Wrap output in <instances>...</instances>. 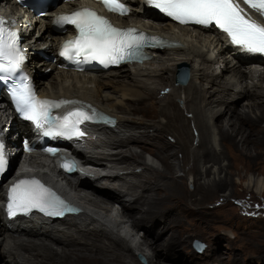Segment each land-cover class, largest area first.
<instances>
[{"label":"bare ground","instance_id":"bare-ground-1","mask_svg":"<svg viewBox=\"0 0 264 264\" xmlns=\"http://www.w3.org/2000/svg\"><path fill=\"white\" fill-rule=\"evenodd\" d=\"M2 1L7 5L0 11L13 14L18 21L31 22L29 31L25 29V34H29L24 45L32 55L26 64L34 73L40 93L89 100L112 116L115 124L97 123L100 125L93 126L91 136L83 143L84 152L80 154L90 157L91 165L81 171L80 184L74 183L78 175L62 176L54 168L53 158L45 155L33 156L32 164L18 163L9 177L1 180L0 264H205L209 260L217 264H264V248L251 246L240 249L239 259L233 255L227 261L215 247L225 235L210 223L196 224L200 223L197 219L210 214L203 210L201 201L213 198L228 185L234 189L239 180H233L235 173L242 179L252 170L244 186L264 193V178L254 173L264 163V145H258L264 144V58L257 54L246 57L235 54L232 47L220 46L222 37L212 27L178 24L147 7L144 0H127L134 5L133 11L112 15L122 23L167 36L171 45L151 51L140 62L101 71H77L58 65L42 53L56 52L72 31L54 28L55 12L71 10L85 0L61 1L44 16L21 13L18 3ZM181 63H187L190 69L186 82L177 81ZM48 66L51 70L42 72ZM117 80L124 81L121 89L112 88ZM161 90L167 93L160 94ZM153 112L154 117H148ZM4 114L2 110L0 119ZM12 118L13 129L24 133L16 116ZM189 122L191 131L197 129L199 136L189 134ZM194 141L199 142L197 146ZM9 142L15 143L12 138ZM150 147L151 152L145 157L144 150ZM176 150L183 157L174 164L171 158L176 157ZM157 157L162 169L155 165ZM224 158L227 163L223 164ZM210 160L218 166L201 167L202 161ZM99 167L110 168V174H102ZM137 167L143 169L138 171ZM17 168L43 175L78 203L79 212L54 220L33 215L6 221L2 209L5 186ZM176 170L185 173L177 174ZM189 172L193 173L194 179L189 183L194 184V190L184 180ZM97 180H104V184ZM196 194L205 199L199 203ZM221 196V205L242 200L233 198L231 192ZM221 212L217 215L229 216L226 210ZM204 227L207 231L202 236L209 239L210 252L201 247L206 257L199 259L200 255L192 249L194 237L200 234L194 228ZM119 236L130 242L129 250ZM181 248L193 258L190 260ZM139 253L147 260H140Z\"/></svg>","mask_w":264,"mask_h":264},{"label":"snow or ice","instance_id":"snow-or-ice-1","mask_svg":"<svg viewBox=\"0 0 264 264\" xmlns=\"http://www.w3.org/2000/svg\"><path fill=\"white\" fill-rule=\"evenodd\" d=\"M109 11L127 15L128 9L120 0H102ZM147 3L181 24L193 22L200 25H215L227 33L234 44L248 52L264 53V23L254 19L240 6L238 0H147ZM250 9L264 18V0H243ZM58 24H73L79 32L75 40L64 46L61 55L69 59L84 57V60H98L101 64L118 63L121 60L143 58V48L151 44H163L157 37L148 36L137 29H119L105 17L91 9H81L68 16H61ZM71 50V54H70ZM24 57L18 47L17 34L4 27L0 20V81L11 78L20 69ZM80 62V61H78ZM26 79V78H24ZM11 95L25 119L34 121L37 127H43L41 121L49 124L45 136H64L71 139L74 134L83 136L78 125L85 120H93L83 110L68 113L63 120L50 115L51 107L59 105L51 101H40L25 83L14 84ZM45 151L55 155L56 150ZM6 166L4 146L0 143V172ZM67 171L75 170V161H65L62 165ZM9 213L28 212L38 208L49 216L63 215L72 211L68 205L51 189L39 180H21L11 188Z\"/></svg>","mask_w":264,"mask_h":264},{"label":"rangeland","instance_id":"rangeland-1","mask_svg":"<svg viewBox=\"0 0 264 264\" xmlns=\"http://www.w3.org/2000/svg\"><path fill=\"white\" fill-rule=\"evenodd\" d=\"M59 3H60V0L56 5H58ZM56 5H52V6L55 7ZM157 19L161 20V21H166L165 18L158 17ZM35 31H36V29H35ZM123 83H124L123 80L114 81L112 83V88L113 89H121V87L124 85ZM179 85L184 86L186 84H179ZM165 93H167L166 90H161V92H160V94H165ZM147 102H150V100H148ZM181 104H183L182 101H180V105ZM154 115H155V113L153 112V113L149 114L148 117H154ZM184 116L188 117L187 114H184ZM263 124H264V121H263ZM186 127H187V129H189L190 135L192 134L193 136H199V131L197 129L196 130L193 129V132L191 131L190 122L187 123ZM21 137H22V133L19 134V136L17 138V144L19 146H20L19 140ZM167 140L171 141L169 139V137ZM198 143L199 142L194 141L193 145L197 146ZM258 145L262 146L264 144H258ZM151 147L149 149L144 150L145 151V154H144L145 157H147L149 155L148 152H151V150H150ZM175 152H176V157L171 158V161L174 164L176 162L177 163L179 162V159H177V158L182 159V157H183L181 155L182 152L177 153V150ZM179 154H180V157H179ZM261 156H262V158H264V152L261 154ZM141 160H143V159H141ZM155 160H156L155 165H157L159 168L162 169L163 166L161 164V160L159 159V157H157ZM221 163H223V164L227 163V159L224 158L221 161ZM202 164L203 165H201V163H200L201 167L202 166L205 167V165H209L211 167L212 166L213 167L218 166V164L212 160H210L209 162L202 161ZM238 165L242 166L241 163H238ZM190 166H192V165H190ZM190 166L187 167V169H186L187 171L190 168ZM263 167H264V163H261L260 165L257 166V168L254 172L256 176L259 175L260 177L264 178V173L262 172ZM139 169L142 170L143 167H137L136 168V170H138V171H139ZM232 170H235V168H232ZM175 173H177V174L182 173L183 174L185 172L183 170H178V171L176 170ZM243 173L245 174V173H247V171H245ZM252 174H253V171L250 170V171H248L247 176L252 175ZM221 175L224 176L225 173H223ZM245 178L240 179L239 175L237 173H235L233 175V180H236V179H239V180L236 182L234 189L232 188V185H228L223 190L219 191V194L214 196L213 198L209 197V198L205 199V198H202L200 194L194 195V197H196L198 202L200 199H205V201L204 200L201 201V203H204L203 204L204 205L203 210L210 213L207 215H203L202 219H199V220L197 219V221H199L200 223H196V224L203 226L207 223H210L213 226L218 227L217 231L220 232L221 235H223V236L225 235V237L227 239L226 238L220 239V241L216 244L215 247L217 248L216 249L217 253L225 256L227 261H231L234 257L239 259L241 257V255H239L240 249H243L246 246L264 248V193L262 195L258 194L257 191L253 187L247 189L244 186ZM193 179H194L193 173H191V172H189V175L186 174L185 179H184V180H186V182H188L187 187L190 190H194V184L192 182L189 183V180H193ZM97 183H101V181H97ZM230 192H231V196H234L233 198H240L242 200L240 202H238V200L226 201L221 205V202L223 201V198H222L223 196H221V195L228 194ZM242 204H245V205H242ZM224 210H226L228 212L229 216H225V215L223 216L222 214L220 216L217 215V213L224 211ZM225 219H228V220H225ZM212 222H214V223H212ZM146 223H147V221L145 220L144 224H146ZM147 227L150 228V232L153 231V228H151L150 224L147 225ZM159 228H160V226H158V229ZM194 230H198V233H200V234H199V236L194 237V241H192L193 242L192 243L193 244L192 249L194 251H196L197 255H200L199 259H200V257L204 258V257H206V255L203 256V253L205 251H206V253L210 252L209 245H208L209 239L207 237L202 236V233H204V231H207V229H205V227H204V228H194ZM169 232H170V230L165 232V234L162 236L160 241L163 240V238L166 237ZM226 233L229 236L228 235L226 236ZM141 234L144 235L145 231L142 230ZM149 237H151V236H149ZM121 238H123V237L119 236V241L121 243L126 242L128 246L125 247V249L129 250L130 249V242L125 238H123L124 240ZM229 240H230V242H229ZM197 242H199V243H197ZM200 242H202L204 244L203 245L204 246L203 249H205L204 252H202V250L200 249L201 248ZM260 242H262V243H260ZM206 245H207V247H206ZM237 248L239 249V251L236 250ZM206 249H208V250H206ZM181 251H183V253H185L190 260L193 258V256L191 254H189L186 249L181 248ZM200 251L202 253H200ZM233 255H234V257H233ZM237 256H240V257H237ZM211 263L217 264V262L215 260H209V261L205 262V264H211Z\"/></svg>","mask_w":264,"mask_h":264},{"label":"water","instance_id":"water-1","mask_svg":"<svg viewBox=\"0 0 264 264\" xmlns=\"http://www.w3.org/2000/svg\"><path fill=\"white\" fill-rule=\"evenodd\" d=\"M190 77V69L187 63H181L177 70V81L178 82H186ZM140 259L142 261H146V257L144 254L139 253Z\"/></svg>","mask_w":264,"mask_h":264}]
</instances>
